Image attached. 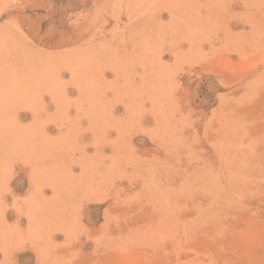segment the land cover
<instances>
[{"label":"rangeland","instance_id":"374dc122","mask_svg":"<svg viewBox=\"0 0 264 264\" xmlns=\"http://www.w3.org/2000/svg\"><path fill=\"white\" fill-rule=\"evenodd\" d=\"M0 264H264V0H0Z\"/></svg>","mask_w":264,"mask_h":264}]
</instances>
